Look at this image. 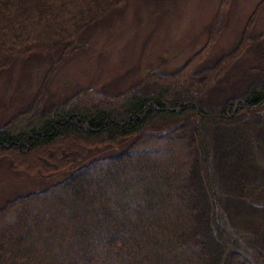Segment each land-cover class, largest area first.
Returning a JSON list of instances; mask_svg holds the SVG:
<instances>
[{
    "label": "trees",
    "instance_id": "obj_1",
    "mask_svg": "<svg viewBox=\"0 0 264 264\" xmlns=\"http://www.w3.org/2000/svg\"><path fill=\"white\" fill-rule=\"evenodd\" d=\"M135 1L0 0V72L51 63L0 126V159L30 177L68 170L0 208V264H264V69L229 76L247 40L211 66L200 53L117 95L45 104L49 77Z\"/></svg>",
    "mask_w": 264,
    "mask_h": 264
},
{
    "label": "rangeland",
    "instance_id": "obj_2",
    "mask_svg": "<svg viewBox=\"0 0 264 264\" xmlns=\"http://www.w3.org/2000/svg\"><path fill=\"white\" fill-rule=\"evenodd\" d=\"M114 15L93 30L88 48L49 77L43 96L46 105L68 100L80 90L117 95L151 72L179 70L200 53L207 59L204 65L211 66L242 38L246 47L229 75L233 84L238 77L247 78L252 67L264 69V38L258 39L264 35V0H136ZM50 64L48 57L36 56L24 62L18 59L0 72V126L28 110ZM230 85L226 81L219 88ZM107 148L112 149L104 151L115 149L114 155L122 151ZM67 173L66 169L48 178L30 177L14 170L10 160L0 159V208L20 195L49 188Z\"/></svg>",
    "mask_w": 264,
    "mask_h": 264
}]
</instances>
